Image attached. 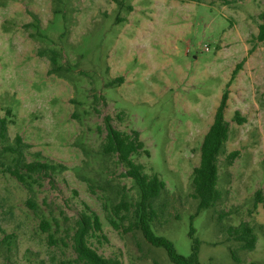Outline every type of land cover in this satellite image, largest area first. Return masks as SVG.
<instances>
[{
	"label": "rangeland",
	"instance_id": "1",
	"mask_svg": "<svg viewBox=\"0 0 264 264\" xmlns=\"http://www.w3.org/2000/svg\"><path fill=\"white\" fill-rule=\"evenodd\" d=\"M263 13L264 0H0V119L12 113L0 144V264H76L73 238L87 209L103 226L90 240L100 255L173 264L135 227L141 192L104 153L108 116L117 130L140 133L150 155L135 163L167 185L156 203L158 235L188 257L192 225L202 264H264ZM52 51L62 70L50 75ZM226 92L222 200L199 212L193 172ZM17 136L32 146L28 163L66 169L19 182L4 150ZM243 223L258 237L253 251L228 235Z\"/></svg>",
	"mask_w": 264,
	"mask_h": 264
},
{
	"label": "trees",
	"instance_id": "2",
	"mask_svg": "<svg viewBox=\"0 0 264 264\" xmlns=\"http://www.w3.org/2000/svg\"><path fill=\"white\" fill-rule=\"evenodd\" d=\"M115 1L119 2V0ZM219 1L227 2V0ZM260 20L261 23L258 27L256 40L264 43V13L261 14ZM58 58L59 54L56 51L50 52V61L53 66L49 71L50 75L57 74L62 70L58 66ZM242 67L243 63L237 65L233 71L232 79H235ZM228 99L229 93L226 92L217 108L214 123L204 138L201 147L200 165L193 172V196L199 201V212L214 208L222 200V193L218 188L220 177L219 159L225 152V147L230 137L229 124L225 119ZM11 115V111L8 110L6 116L0 119V144L9 139ZM235 120L239 124L245 122L244 119L240 118L239 113H236ZM105 125L107 141L104 145V153L118 158L120 164L126 168L125 175L135 181L141 192V200L134 212L137 220L135 227L143 233L144 238L150 245L164 249L173 264H202L200 259V242L195 238L196 230L192 225L189 231L192 249L188 257L179 254L175 244L171 240L158 235L153 229V225L159 218L156 203L166 193L167 185L158 174L148 175L143 165L135 163L134 157L141 154L142 151L145 155H150V152L145 149L144 142L140 139V133L135 131L129 134L117 130L112 124V118L109 116L105 118ZM31 148L32 146L25 143L21 136H17L15 143L4 149L5 153L11 154L15 158L14 166L9 167L7 172L22 184L28 186V179H31L33 175L49 176L50 173L56 172L59 169H66L65 166L54 163L39 161L28 163L25 159V151ZM239 154V152L229 154L228 160L230 164L233 163ZM36 156L38 158L43 157L40 152ZM87 210L89 213L85 212L81 214L73 238L74 249L78 255L76 264H124L117 258H105L92 248L90 240L99 238V234L102 235L103 226L99 216L89 209ZM220 220H223V217H220ZM111 223L116 227L114 222ZM42 229L48 231L50 224L43 222ZM227 231L231 238L242 244L243 250L253 251L255 249L258 237L255 235L253 228L247 223H243L239 227H230Z\"/></svg>",
	"mask_w": 264,
	"mask_h": 264
}]
</instances>
